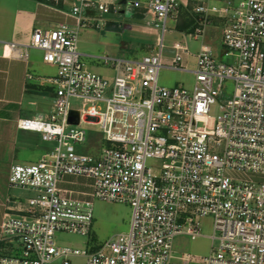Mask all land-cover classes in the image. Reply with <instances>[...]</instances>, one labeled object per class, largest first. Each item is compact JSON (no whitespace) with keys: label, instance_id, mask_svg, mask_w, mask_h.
<instances>
[{"label":"built area","instance_id":"built-area-1","mask_svg":"<svg viewBox=\"0 0 264 264\" xmlns=\"http://www.w3.org/2000/svg\"><path fill=\"white\" fill-rule=\"evenodd\" d=\"M195 2L198 26L187 37H201L212 16L223 19V55L232 62L201 47L188 90L158 80L162 68L187 72L181 54L188 48L181 43L172 44L168 63L162 57L178 0H46L54 9L70 3L66 15L74 26L34 30L24 46L41 51L57 72L47 80L54 88L51 113L16 126L40 134L51 149L34 164L9 168V186L32 196L20 214L0 222V242L16 245L0 254V264H264V0H207L223 7ZM122 6L150 15L160 36L140 59L101 58L114 71L105 78L80 62L77 34L89 24L107 26L101 15ZM19 47L8 45L10 56L26 59ZM226 81L234 85L228 99ZM84 124L98 126L107 144L94 155L75 148L87 140ZM68 177L84 180L89 191L62 188ZM94 200L128 204V232L97 248L57 247L56 234L90 236ZM203 218L212 219L210 253L177 254L174 239L202 237Z\"/></svg>","mask_w":264,"mask_h":264},{"label":"crops","instance_id":"crops-1","mask_svg":"<svg viewBox=\"0 0 264 264\" xmlns=\"http://www.w3.org/2000/svg\"><path fill=\"white\" fill-rule=\"evenodd\" d=\"M199 1L209 6H216L217 3ZM179 3L180 8L188 5L191 9L198 4L195 0H179ZM69 10L70 3L54 9L39 0H0V222L7 215L20 214L17 209L23 208L25 200L32 196L29 191L9 186L10 166L34 164L51 149V145L41 140L40 134L20 130L16 126V121L20 119H43L51 113L54 88L47 80L55 77L57 72L55 66L42 61L41 51L25 49L24 46L30 42L34 30L52 29L59 24L74 26L73 19L66 15ZM135 11L142 15L144 12ZM193 15L199 19V16ZM210 19L211 24L198 37V49L193 53L188 49V55L181 54L185 66L191 57L195 59L201 47L216 53L218 45L222 44L224 20L214 16ZM10 44L19 45L18 54L26 53V59L11 57L8 50ZM186 70L185 73L193 75L194 67L190 71L186 67ZM61 186L77 193L89 191L84 180L72 177L66 178ZM15 246L11 241H1L0 254L8 253Z\"/></svg>","mask_w":264,"mask_h":264},{"label":"rangeland","instance_id":"rangeland-1","mask_svg":"<svg viewBox=\"0 0 264 264\" xmlns=\"http://www.w3.org/2000/svg\"><path fill=\"white\" fill-rule=\"evenodd\" d=\"M215 5L217 7L224 6L223 2H217ZM122 7L123 10H121L123 12L119 10V13L101 15V19L109 25L107 24V26L98 29L94 25L89 24L85 28H80L77 34V50L81 55L80 62L90 71L105 78H112L114 71L112 67L105 65L101 58L140 59L145 55L151 54V50L155 47L157 38L160 36V31L156 30L151 24L152 17L150 15L147 16L148 14L144 12L142 15L128 6ZM189 7L187 5L184 10ZM146 16V20H143ZM163 43L162 57L165 63H168L169 57L174 56L171 48L172 44L181 43L182 46L186 45L190 53H193L199 47L200 38L194 40L181 35L175 30L174 22L169 19L166 23ZM223 53L224 48L220 44L216 53L213 52V55L218 61L231 63L232 57H226ZM189 60L190 62L186 67L190 71L192 67H195V59L191 57ZM158 80L159 84L166 88L182 85L184 88L191 90L194 84L193 75L168 68L160 69ZM224 88L226 89V95L222 97L228 99L232 96L233 82L226 81ZM71 105L80 107V102L72 101ZM217 105L210 109L209 114L212 118L218 115ZM100 108L104 111V105H100ZM82 127L87 133V140L84 144L75 145L78 153L94 155L107 147V144L102 141L103 134L98 126L84 124ZM92 211L93 221L89 237L59 233L55 236V245L57 247L71 246L84 249L88 243L90 246L97 248L96 246L105 243L112 237L128 232L132 216V209L128 204L94 200ZM200 232L202 237L195 240L188 236H177L173 241L174 251L177 254H188L193 258L207 256L212 250V243L209 239L213 234L211 218L200 220ZM72 264H83V261L82 259H76L72 261Z\"/></svg>","mask_w":264,"mask_h":264},{"label":"trees","instance_id":"trees-1","mask_svg":"<svg viewBox=\"0 0 264 264\" xmlns=\"http://www.w3.org/2000/svg\"><path fill=\"white\" fill-rule=\"evenodd\" d=\"M40 2H46V0H39ZM178 17L175 23V30L183 34H191L198 26L197 18L193 15L191 7L180 8Z\"/></svg>","mask_w":264,"mask_h":264},{"label":"bare ground","instance_id":"bare-ground-1","mask_svg":"<svg viewBox=\"0 0 264 264\" xmlns=\"http://www.w3.org/2000/svg\"><path fill=\"white\" fill-rule=\"evenodd\" d=\"M8 50H9V48H8ZM9 52H10V50H9ZM9 52H8V54H9Z\"/></svg>","mask_w":264,"mask_h":264},{"label":"water","instance_id":"water-1","mask_svg":"<svg viewBox=\"0 0 264 264\" xmlns=\"http://www.w3.org/2000/svg\"><path fill=\"white\" fill-rule=\"evenodd\" d=\"M123 12V11H122Z\"/></svg>","mask_w":264,"mask_h":264}]
</instances>
